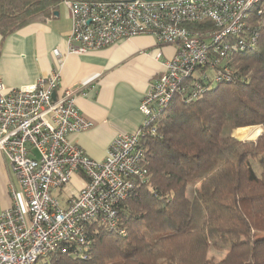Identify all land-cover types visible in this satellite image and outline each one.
I'll list each match as a JSON object with an SVG mask.
<instances>
[{
	"label": "built area",
	"instance_id": "obj_1",
	"mask_svg": "<svg viewBox=\"0 0 264 264\" xmlns=\"http://www.w3.org/2000/svg\"><path fill=\"white\" fill-rule=\"evenodd\" d=\"M72 27L64 49L56 48L51 73L34 83L6 87L0 80V152L17 174L21 193L12 190V204L0 212V264H36L63 244L82 256L91 239L87 223L98 220L119 226L118 207L138 181L147 176L140 143L145 131L154 133L155 116L184 80L200 68H219L215 81L227 78L229 51L253 45L255 32L245 30L244 17L264 0H63ZM210 22L212 28L202 25ZM154 35L157 45H173L175 53L143 95V121L137 131L119 132L101 160L88 157L69 138L94 123L75 106L79 89L55 95L64 54H83L139 34ZM150 54L151 52H146ZM162 56L155 50V57ZM223 66V67H222ZM206 74H203V76ZM200 90V89H198ZM54 93V97L52 94ZM198 92L192 88L191 98ZM84 175V185L70 183ZM65 195L61 206L53 191Z\"/></svg>",
	"mask_w": 264,
	"mask_h": 264
},
{
	"label": "trees",
	"instance_id": "obj_2",
	"mask_svg": "<svg viewBox=\"0 0 264 264\" xmlns=\"http://www.w3.org/2000/svg\"><path fill=\"white\" fill-rule=\"evenodd\" d=\"M62 1L0 0L1 37L46 20ZM258 7L244 17L256 40L229 51L227 78L215 81L219 68H200L155 116L156 131L141 136L147 176L119 204L123 233L92 220L82 256L63 244L39 264H264V5L261 13ZM192 88L198 93L191 98ZM228 118L231 129L263 130L238 139L222 132Z\"/></svg>",
	"mask_w": 264,
	"mask_h": 264
},
{
	"label": "crops",
	"instance_id": "obj_3",
	"mask_svg": "<svg viewBox=\"0 0 264 264\" xmlns=\"http://www.w3.org/2000/svg\"><path fill=\"white\" fill-rule=\"evenodd\" d=\"M56 12L4 38L0 35V80L6 87L32 84L55 68L53 50L64 49L72 27L71 13L65 5L60 3ZM157 49L160 58L155 57ZM175 49L173 45L158 46L154 35L145 33L83 54H64L55 95L68 88L79 89L75 106L94 123L91 129L71 134V142L88 157L101 160L116 133L137 131L143 121L140 101ZM242 129H252L244 137H254L263 130ZM76 176L84 180L80 174ZM12 190L20 196L17 174L0 152V212L11 206Z\"/></svg>",
	"mask_w": 264,
	"mask_h": 264
},
{
	"label": "rangeland",
	"instance_id": "obj_4",
	"mask_svg": "<svg viewBox=\"0 0 264 264\" xmlns=\"http://www.w3.org/2000/svg\"><path fill=\"white\" fill-rule=\"evenodd\" d=\"M232 122H231V119H227L225 122H224V124H223V127H222V132L223 133H230L231 132V127H232V124H231ZM245 127H254V128H257V127H259V128H262L261 126H259V125H252V126H244V127H238V128H233V130H232V134L236 137V138H238V139H254V138H256V136L259 134H257V135H255L254 137H250V136H248V137H244L243 135H244V133L245 132H251V130L252 129H242V130H239V129H241V128H245ZM252 136V135H251ZM243 137V138H242ZM80 175L84 178V175L82 174V173H80ZM84 181H85V179L83 180V181H81V180H79L78 178H77V176H76V174H74L73 176H72V178H71V180H70V183L72 184V186H74L75 188H78V187H82L83 185H84ZM81 184H83V185H81ZM81 185V186H80ZM53 195H55V196H57V198H58V200H59V202H60V205L61 206H63L64 205V200H63V198L65 197V195H62L61 193H58V190L57 189H55L54 191H53ZM217 256V255H216ZM37 264H39V262L37 263Z\"/></svg>",
	"mask_w": 264,
	"mask_h": 264
},
{
	"label": "water",
	"instance_id": "obj_5",
	"mask_svg": "<svg viewBox=\"0 0 264 264\" xmlns=\"http://www.w3.org/2000/svg\"><path fill=\"white\" fill-rule=\"evenodd\" d=\"M147 1H153V0H147ZM54 13H55V14H57V12H56V11H55ZM52 96L54 97V93L52 94Z\"/></svg>",
	"mask_w": 264,
	"mask_h": 264
}]
</instances>
